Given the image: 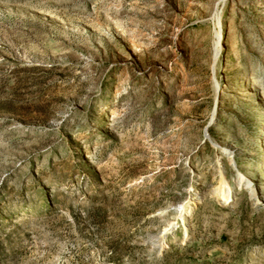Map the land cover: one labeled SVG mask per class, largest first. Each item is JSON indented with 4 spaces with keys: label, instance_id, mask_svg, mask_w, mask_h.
<instances>
[{
    "label": "rangeland",
    "instance_id": "374dc122",
    "mask_svg": "<svg viewBox=\"0 0 264 264\" xmlns=\"http://www.w3.org/2000/svg\"><path fill=\"white\" fill-rule=\"evenodd\" d=\"M0 264H264V0H0Z\"/></svg>",
    "mask_w": 264,
    "mask_h": 264
},
{
    "label": "bare ground",
    "instance_id": "6f19581e",
    "mask_svg": "<svg viewBox=\"0 0 264 264\" xmlns=\"http://www.w3.org/2000/svg\"><path fill=\"white\" fill-rule=\"evenodd\" d=\"M217 33H218V32H217ZM219 34H220V33H218V36H219ZM247 179H248V178L244 175V176H242V177L238 180L237 184H238V183H243V182H245ZM248 180H249V179H248ZM160 238H162V237H158L157 240H159Z\"/></svg>",
    "mask_w": 264,
    "mask_h": 264
}]
</instances>
